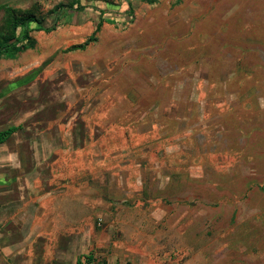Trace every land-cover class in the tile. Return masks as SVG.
Returning a JSON list of instances; mask_svg holds the SVG:
<instances>
[{"label":"rangeland","instance_id":"374dc122","mask_svg":"<svg viewBox=\"0 0 264 264\" xmlns=\"http://www.w3.org/2000/svg\"><path fill=\"white\" fill-rule=\"evenodd\" d=\"M73 1L0 0L73 16L0 59V119L79 129L93 264H264V0Z\"/></svg>","mask_w":264,"mask_h":264},{"label":"crops","instance_id":"0c3cea01","mask_svg":"<svg viewBox=\"0 0 264 264\" xmlns=\"http://www.w3.org/2000/svg\"><path fill=\"white\" fill-rule=\"evenodd\" d=\"M8 92L17 99L16 90ZM9 99L7 93L0 96V117ZM36 113L28 109L22 117L0 119V133L18 128L0 144V264H86L94 243V210L83 180L90 173L88 144L78 128L62 141L57 116L52 126L46 120L37 127ZM76 174L80 185L74 183Z\"/></svg>","mask_w":264,"mask_h":264},{"label":"trees","instance_id":"16d2710c","mask_svg":"<svg viewBox=\"0 0 264 264\" xmlns=\"http://www.w3.org/2000/svg\"><path fill=\"white\" fill-rule=\"evenodd\" d=\"M121 2H126L130 6L129 14H132V2L131 0H119ZM143 2H147L151 5L158 2V0H143ZM70 9L72 10H85L84 7L80 5L79 0H74L72 5H70ZM59 15L54 19L55 22L51 26L43 25L42 21L38 19L35 15H22V10L12 8L11 6H2L3 10V18L0 20V59H9L16 58L22 53L33 50L36 45V40L32 36V32L45 30L47 33H51L55 31L59 26V22L64 20L63 24H69L73 22V16H63V14L67 13L65 9V5H60ZM62 15V16H61ZM67 15V14H66ZM105 11H99V15L97 16V20L95 21V30L90 35V37L82 44L71 46L68 51H76V50H85L90 44L97 42L98 34L104 27L106 23L111 22L109 18H107ZM132 17V16H128ZM127 17V18H128ZM42 19H44L42 17ZM113 21V20H112ZM34 22V23H33ZM18 128L11 127L8 130L0 133V144L5 142L8 137L17 131ZM96 262L94 255L88 256L87 263L93 264ZM99 264H108L106 261L99 262ZM97 263V264H98ZM79 264H81L79 262Z\"/></svg>","mask_w":264,"mask_h":264}]
</instances>
